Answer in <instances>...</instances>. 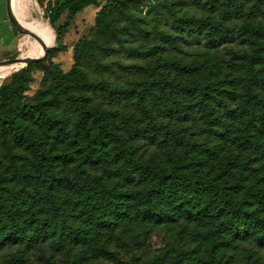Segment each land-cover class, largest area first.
<instances>
[{"label":"trees","instance_id":"1","mask_svg":"<svg viewBox=\"0 0 264 264\" xmlns=\"http://www.w3.org/2000/svg\"><path fill=\"white\" fill-rule=\"evenodd\" d=\"M37 1L59 49L76 17L99 8L95 48L79 42L69 73L42 64L58 87L48 96L24 95L35 63L3 78L14 73L0 86V254L11 251L2 264H89L116 224L141 230L183 222L199 230L190 248L171 259L159 254L153 264L209 263L241 242L264 248V0L251 7L256 26L240 23V0H226L216 16L180 19L165 36L167 49H207L214 76L174 59L127 84L93 73L115 71V62L103 61L114 45L131 57L155 55L134 16L146 0ZM236 30L251 51H225ZM52 37L51 30L42 44ZM216 59L249 75L224 76ZM85 162L117 165L109 178L140 190L72 178L70 164ZM50 254L57 262H45Z\"/></svg>","mask_w":264,"mask_h":264},{"label":"rangeland","instance_id":"2","mask_svg":"<svg viewBox=\"0 0 264 264\" xmlns=\"http://www.w3.org/2000/svg\"><path fill=\"white\" fill-rule=\"evenodd\" d=\"M225 1L226 0H146L141 9L134 12V16L149 36V41L144 44L148 49L154 48L155 55H151L147 58L131 57L125 49L114 45L117 47V51L113 52L111 57L103 61L106 63L115 62V71L107 70L103 71L102 75L100 73H93V75L97 78H101L102 76L105 78L107 77L113 83L127 84L139 76L148 78L160 61L178 59L184 64L190 65L191 68L198 73L204 71L207 76H214L211 75L212 67L209 61L213 59L214 55L210 54L207 49L200 46H185L181 50L167 49L164 44V38L175 30L180 19H205L210 16H216L221 3ZM239 4L242 9L240 23L256 26L258 24L257 19L254 18L251 11L254 0H240ZM37 5L40 6L43 12L42 17L44 21L51 24L46 7L39 3ZM28 13L31 16V23L33 25V21L35 20L29 5ZM95 16L96 7H87L76 17L75 27L69 31L70 34L67 36V40H63L65 47L61 49L57 47L48 53L50 55L47 56L46 59H40L34 62L35 64L32 66L30 73L32 81L29 90L24 93L28 101L35 100L42 96H48L58 89L51 78L42 70L41 66L43 63L44 65L53 63L63 73H69L72 71L75 64L74 48L79 42H88L91 44L92 48H95ZM124 23V21L121 22V24ZM50 31L47 27L43 39L49 35ZM237 34L238 32L236 30L235 37L237 41L225 46V51H232L237 54L251 51L250 45L244 43L242 38H239ZM25 35L24 33L20 34V41ZM36 35L37 33L33 32V34L26 37L23 42L22 52L29 47L31 44L30 42ZM54 40L55 34L51 44L54 43ZM22 52L19 51L6 60L20 57ZM215 62L221 64L220 72L224 76L234 75L245 77L249 75L245 68L238 67L225 60L216 59ZM119 65L129 66L131 70L124 72ZM259 68L261 69V73L264 74V65ZM13 74L7 75L4 81L3 77L0 81V86L10 83ZM228 154L227 152V156ZM222 158H226V155H222ZM26 164L25 161H22L16 168L19 176L23 175ZM80 165L81 166L78 168L77 163L70 164L72 178H79L82 180L99 179L102 180L108 188L117 192H137L140 190V187H135L134 189L128 187L123 188L121 187V183L116 179L109 178V170H116L117 165L109 164V166H106L92 162H85ZM52 170L54 176H59V166L53 167ZM194 231L198 232L199 230L183 222L162 227L149 226L141 230H135L133 226L130 225L116 224L110 231L109 237L101 245L98 254L93 257L89 264H153L156 256L159 254H167L169 259H171L178 248L188 249L191 247V237ZM10 252L9 249H6L0 254V264L4 262L6 256L9 255ZM51 256V254L48 255L45 262L49 259L53 261ZM57 260L58 259H55L53 262H57ZM34 264H38V260H34ZM204 264H264V248L258 247L253 243L241 242L234 247V251Z\"/></svg>","mask_w":264,"mask_h":264},{"label":"crops","instance_id":"3","mask_svg":"<svg viewBox=\"0 0 264 264\" xmlns=\"http://www.w3.org/2000/svg\"><path fill=\"white\" fill-rule=\"evenodd\" d=\"M59 1L64 2L67 0ZM44 6L46 7V5ZM13 7L22 23H24L28 28H30L32 20L31 16L28 13V3L26 2V0H13ZM98 11L99 8L96 7V14L98 13ZM75 20L73 22L72 28L75 27ZM20 34L21 33L11 21L8 10V0H0V61L6 60L7 58L14 56L19 51L22 52L23 42L28 36V34H26L21 41ZM69 34L70 32L65 35V40H67V36H69Z\"/></svg>","mask_w":264,"mask_h":264},{"label":"bare ground","instance_id":"4","mask_svg":"<svg viewBox=\"0 0 264 264\" xmlns=\"http://www.w3.org/2000/svg\"><path fill=\"white\" fill-rule=\"evenodd\" d=\"M26 2L28 3V5L31 8L32 16L35 20V21H33V25H32V23L30 24V29L34 33H37V35L30 42L31 44L29 45V47L20 54L21 58H27L30 56L31 57L32 56H39L43 52V48H46V47L52 45L51 41L54 39V33H53L52 39L49 42L42 44V40H43V36H44V32H45L46 28L48 27L49 31L51 29H50L48 23L46 21H44V19H43V17H42L43 12H42L40 6L37 5L38 4L37 1L36 0H26ZM31 34H33V33H29L28 36ZM19 68H20V66H18V65H15V66L9 65V66L0 67V81L2 80V78L5 76V74L7 72H9L10 70H16L17 71Z\"/></svg>","mask_w":264,"mask_h":264},{"label":"water","instance_id":"5","mask_svg":"<svg viewBox=\"0 0 264 264\" xmlns=\"http://www.w3.org/2000/svg\"><path fill=\"white\" fill-rule=\"evenodd\" d=\"M8 10H9V15L11 18V21L13 22L14 26L18 29V31L20 33H24V34H29V33H33V31L28 28L24 23H22V21L20 20V18L18 17L17 13L14 10L13 7V0H8ZM50 29L53 31V33L55 34V40L53 45L48 46L46 48H43V52L39 55V56H30L27 58H21V57H16L13 59H9V60H3L0 61V67L2 66H9V65H18L20 66V68L17 70H21L26 68L27 66H29L30 64L43 59L48 53H50L53 49L58 47V33L56 31V29H54L52 27V25L48 24Z\"/></svg>","mask_w":264,"mask_h":264}]
</instances>
